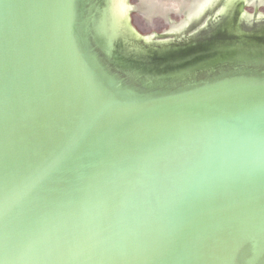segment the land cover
Returning <instances> with one entry per match:
<instances>
[{
    "label": "water",
    "instance_id": "95a60500",
    "mask_svg": "<svg viewBox=\"0 0 264 264\" xmlns=\"http://www.w3.org/2000/svg\"><path fill=\"white\" fill-rule=\"evenodd\" d=\"M0 264H264V0H0Z\"/></svg>",
    "mask_w": 264,
    "mask_h": 264
}]
</instances>
